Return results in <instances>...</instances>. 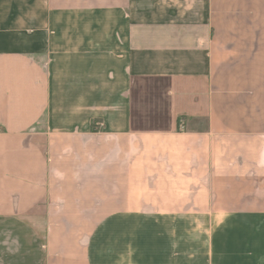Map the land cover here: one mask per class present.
<instances>
[{"label":"crops","instance_id":"0c3cea01","mask_svg":"<svg viewBox=\"0 0 264 264\" xmlns=\"http://www.w3.org/2000/svg\"><path fill=\"white\" fill-rule=\"evenodd\" d=\"M0 264H264V0H0Z\"/></svg>","mask_w":264,"mask_h":264}]
</instances>
